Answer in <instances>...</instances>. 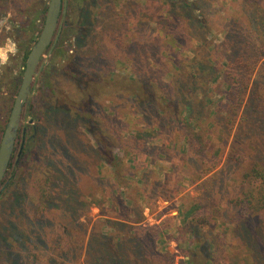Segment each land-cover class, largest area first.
I'll list each match as a JSON object with an SVG mask.
<instances>
[{
    "label": "rangeland",
    "instance_id": "obj_1",
    "mask_svg": "<svg viewBox=\"0 0 264 264\" xmlns=\"http://www.w3.org/2000/svg\"><path fill=\"white\" fill-rule=\"evenodd\" d=\"M241 2L203 1L213 32L207 34L209 44H202L183 31L184 21L162 0H65L63 53L51 49L40 61L51 68L55 93L43 94L34 78V108L23 116L24 125L33 121L31 138L12 178L0 185V264H90L86 257L97 231L118 235L107 225L101 228L106 220L119 231L134 226L155 230L157 249L172 255L174 264L190 259L193 264H264V213L244 215L238 203L248 188L241 181L243 171L254 162L264 163V123L250 128L240 116L232 130L212 124L209 101L221 98L217 82H208L213 58L203 53L205 64L198 58L201 47L214 49L222 39ZM48 4L0 0V141L18 91L10 83L24 74L22 43L32 48L46 12L32 33L12 24L44 12ZM132 45L145 50L147 65L137 67ZM68 57L91 78L111 80L91 126L95 137L107 138L109 156L101 155L81 121L61 110L59 92L82 93L75 92L73 75L63 70ZM221 63L218 58L217 65ZM189 68L195 70V101L202 100L198 108L203 114L200 124L185 122L184 129L207 156L218 155L216 167L200 179L203 158L192 156L182 130L165 121L175 109L167 103L165 109L158 107L157 116L141 104L148 98L145 90L162 98V84ZM101 84L85 86L100 90ZM42 186L51 198L45 208L39 204Z\"/></svg>",
    "mask_w": 264,
    "mask_h": 264
},
{
    "label": "trees",
    "instance_id": "obj_2",
    "mask_svg": "<svg viewBox=\"0 0 264 264\" xmlns=\"http://www.w3.org/2000/svg\"><path fill=\"white\" fill-rule=\"evenodd\" d=\"M78 1V0H74ZM165 4L170 6V9L181 20L184 21V26L188 29L186 31L188 35L195 38L202 44H209L207 41V34L213 32L212 25L205 19L203 1L204 0H162ZM241 8H237L236 13L230 16L226 26L222 31V39L214 45V49H209V46H203L202 55L199 54L198 58H202V63L205 64L204 55H211L209 59L213 64L212 72H209V84H215L218 93L221 98L217 101H209L210 114L212 116V124L223 125L228 130H232L237 120L241 116L250 128H255L260 122L264 123V0H241ZM64 8V5H63ZM199 11V13H195ZM44 12L37 11L30 19H22L18 23L12 24L16 30L24 33H32L37 29V22L41 18H44ZM61 21V20H60ZM58 30V29H57ZM57 33V32H56ZM63 32L59 38H54L52 44L48 48V53L51 49L53 54H62L61 45L63 46ZM25 47L24 59L26 60L31 48L29 45L22 43ZM130 48V55L132 59L136 60L137 67H143L147 65V54L145 50H136V46L132 45ZM213 50L215 51L214 53ZM54 55L50 56L52 60ZM222 59V63L217 65V59ZM65 63H62L63 70L73 75V86H75V92L82 91V93L74 94L73 97L69 94L58 93L59 101L63 105L57 107L62 111L73 115L78 121H81L83 126L88 132L94 136L96 140V146L99 147L101 155H108L109 153L105 149L107 138L100 139L95 137L91 126L93 125L94 114L98 105V101L103 94H107L110 89L108 87L111 80H101L98 78H91L82 67L77 65V60L66 58ZM71 59V60H70ZM134 62V61H133ZM136 67V68H137ZM51 68L49 65L43 68L41 74L35 77L40 81V88L43 94L47 92H53L54 86L51 80ZM181 70V69H180ZM195 70L189 68L187 74L175 75L176 79H170V81L163 83L162 98L158 97L155 91H144V94L148 97L146 100H142L141 104L149 105L151 110L157 115L158 107L164 108L168 105L173 111V116L165 118L169 126L175 127L176 130L181 129L180 133L183 138L189 143L191 147L192 156L203 158L202 170L198 173V179L202 178L206 174L210 173L217 165L218 155L207 156V151L202 149V144L198 142L195 136L185 131L187 124L198 123L202 117V100L196 102L195 93L198 94V89L193 87L195 85ZM22 79L15 77L10 85L13 86V92L19 90ZM156 81L159 83L160 79ZM89 82L102 83L100 90L87 89L85 84ZM147 87V86H146ZM150 87V86H149ZM209 87V86H208ZM210 89V87L208 88ZM212 89V88H211ZM214 90V89H212ZM34 88H31V92ZM18 92V91H17ZM55 95V94H54ZM44 96V95H43ZM31 95L26 104V110L24 115H27L32 107ZM143 102V103H142ZM168 103V104H167ZM167 104V105H165ZM197 108V110H196ZM12 109V108H11ZM10 109V112H11ZM158 113V114H157ZM23 115V116H24ZM210 116V117H211ZM243 120V121H244ZM162 121V120H161ZM184 121V122H183ZM163 122V121H162ZM185 122L187 124H185ZM6 127V126H5ZM5 130V129H4ZM31 138V137H30ZM135 141V139H132ZM23 142V127H20L17 143H15L18 151L14 152L13 158L3 179V183L9 180L13 176V168L15 167L19 149ZM28 139L26 140V145ZM139 143L144 145L143 140H139ZM25 148L21 153L24 155ZM15 148V149H16ZM111 154L110 156H112ZM242 183L248 188L239 198V208L244 215H251L254 213H264V163L254 162L242 173ZM259 182L260 185L256 186ZM43 184V183H42ZM43 187V186H42ZM41 201L39 204L43 208L47 207L50 203V192L44 187L42 188ZM41 219V218H40ZM110 222V223H109ZM107 228H114L117 230V236L111 234L109 231L100 229L97 231L95 242L92 243L90 253H87L86 259L90 258L88 263L90 264H174L173 256L165 253L162 254L157 249L155 230L144 227H131L127 231H119L114 223L111 221L102 222V226ZM111 241V242H110ZM100 246L98 247V245ZM205 246L201 245L200 248ZM254 250H258L257 246H254ZM94 249V250H92ZM197 251H193L191 257L196 255ZM88 260V259H87ZM188 264H193L192 260L186 261Z\"/></svg>",
    "mask_w": 264,
    "mask_h": 264
},
{
    "label": "water",
    "instance_id": "obj_3",
    "mask_svg": "<svg viewBox=\"0 0 264 264\" xmlns=\"http://www.w3.org/2000/svg\"><path fill=\"white\" fill-rule=\"evenodd\" d=\"M64 4L65 0H49L43 27L27 57L22 81L0 141V185L15 152L24 107L31 95V83L42 70L40 61L56 36Z\"/></svg>",
    "mask_w": 264,
    "mask_h": 264
},
{
    "label": "flooded vegetation",
    "instance_id": "obj_4",
    "mask_svg": "<svg viewBox=\"0 0 264 264\" xmlns=\"http://www.w3.org/2000/svg\"><path fill=\"white\" fill-rule=\"evenodd\" d=\"M63 32V23L60 21V24H58V30H57V33H56V38H59V36L61 35V33ZM44 66L42 67V70H43ZM41 70V71H42ZM36 77V76H35ZM34 77V78H35ZM32 88V87H31ZM27 104V103H26ZM26 105L24 107V110H26ZM23 115H24V111H23ZM33 121L32 120H29L28 124L27 125H24L23 124V116H22V123H21V126L20 127H23V142L20 144L21 147L19 149V153H18V160H19V157L23 151V148H25L26 145H24V143H26V140L30 138V136H28V129L33 126Z\"/></svg>",
    "mask_w": 264,
    "mask_h": 264
}]
</instances>
